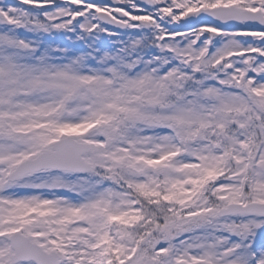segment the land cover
Masks as SVG:
<instances>
[{"label":"snow or ice","instance_id":"1","mask_svg":"<svg viewBox=\"0 0 264 264\" xmlns=\"http://www.w3.org/2000/svg\"><path fill=\"white\" fill-rule=\"evenodd\" d=\"M0 264H264V0H0Z\"/></svg>","mask_w":264,"mask_h":264}]
</instances>
